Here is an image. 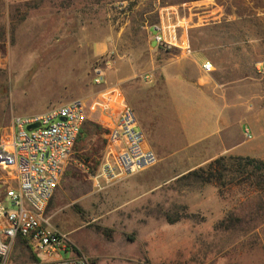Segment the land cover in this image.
Here are the masks:
<instances>
[{
    "label": "rangeland",
    "instance_id": "rangeland-1",
    "mask_svg": "<svg viewBox=\"0 0 264 264\" xmlns=\"http://www.w3.org/2000/svg\"><path fill=\"white\" fill-rule=\"evenodd\" d=\"M159 23L175 25L179 35L187 28L193 44L214 39L199 29L253 30L248 60L255 93L264 87L256 71L264 61V0H0V134L15 116L109 89L127 98L178 55L152 40L151 26ZM247 97L240 112L261 111L260 122L242 123L239 147L246 153L260 143L254 155L264 157V107ZM103 140L89 119L44 212L91 264H264V190L241 181L223 187L194 181L189 172L208 164L191 169L184 151L170 149L153 167L96 191L90 177ZM33 255L16 241L6 264H34Z\"/></svg>",
    "mask_w": 264,
    "mask_h": 264
},
{
    "label": "built area",
    "instance_id": "built-area-1",
    "mask_svg": "<svg viewBox=\"0 0 264 264\" xmlns=\"http://www.w3.org/2000/svg\"><path fill=\"white\" fill-rule=\"evenodd\" d=\"M180 32L175 25L151 26L152 40L158 46L188 53V39L181 37L183 30ZM202 70L211 72V63L202 64ZM256 71L264 74V61L258 63ZM93 81L101 84L102 74ZM89 119L102 130L105 140L99 164L90 177L96 191L157 163V154L139 129L133 108L117 89L106 90L91 100L76 99L41 113L13 117L0 134V264H6L16 241L33 251L34 264H91L44 217L66 161ZM245 134L250 138L248 129Z\"/></svg>",
    "mask_w": 264,
    "mask_h": 264
},
{
    "label": "crops",
    "instance_id": "crops-1",
    "mask_svg": "<svg viewBox=\"0 0 264 264\" xmlns=\"http://www.w3.org/2000/svg\"><path fill=\"white\" fill-rule=\"evenodd\" d=\"M21 1L27 0H13ZM197 31L214 39L193 44L188 29H183L181 37H187L189 52L177 49L178 55H171L159 64L157 75L146 76L145 82L138 84L126 98L139 129L157 156L164 158L166 150L180 149L191 169L220 157L264 161L263 156L254 155L260 143L246 153L238 143L242 123L259 124L261 114L260 111L246 117L240 112V101L248 96L252 101L257 100L260 108L264 107V87L258 95L255 93L254 61L248 60L249 49L256 46L254 31ZM240 36L243 38L234 39ZM207 61L213 68L208 73L202 70V64ZM242 88L247 93L242 94ZM259 132L262 137L263 131Z\"/></svg>",
    "mask_w": 264,
    "mask_h": 264
},
{
    "label": "trees",
    "instance_id": "trees-1",
    "mask_svg": "<svg viewBox=\"0 0 264 264\" xmlns=\"http://www.w3.org/2000/svg\"><path fill=\"white\" fill-rule=\"evenodd\" d=\"M103 143L105 144V140ZM188 177L199 183L213 184L216 187L241 181L264 190V161L250 157H220L211 161L206 168L189 172ZM19 243L26 246L22 241ZM32 257L36 261V256Z\"/></svg>",
    "mask_w": 264,
    "mask_h": 264
}]
</instances>
